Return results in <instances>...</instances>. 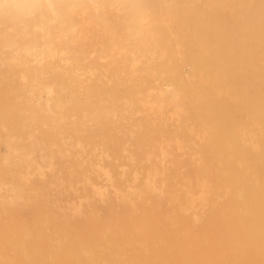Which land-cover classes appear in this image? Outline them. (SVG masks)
Listing matches in <instances>:
<instances>
[{"label": "rangeland", "instance_id": "1", "mask_svg": "<svg viewBox=\"0 0 264 264\" xmlns=\"http://www.w3.org/2000/svg\"><path fill=\"white\" fill-rule=\"evenodd\" d=\"M0 264H264V0H0Z\"/></svg>", "mask_w": 264, "mask_h": 264}, {"label": "bare ground", "instance_id": "2", "mask_svg": "<svg viewBox=\"0 0 264 264\" xmlns=\"http://www.w3.org/2000/svg\"><path fill=\"white\" fill-rule=\"evenodd\" d=\"M96 33V32H95ZM116 46H118V45H116ZM115 245V244H114Z\"/></svg>", "mask_w": 264, "mask_h": 264}]
</instances>
